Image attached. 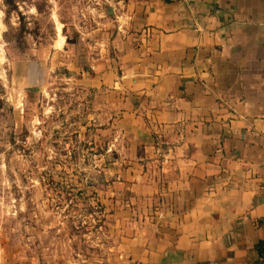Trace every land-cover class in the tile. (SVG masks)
<instances>
[{
  "label": "crops",
  "instance_id": "crops-1",
  "mask_svg": "<svg viewBox=\"0 0 264 264\" xmlns=\"http://www.w3.org/2000/svg\"><path fill=\"white\" fill-rule=\"evenodd\" d=\"M100 21L76 67L119 140L123 264H264V0H115Z\"/></svg>",
  "mask_w": 264,
  "mask_h": 264
},
{
  "label": "rangeland",
  "instance_id": "rangeland-1",
  "mask_svg": "<svg viewBox=\"0 0 264 264\" xmlns=\"http://www.w3.org/2000/svg\"><path fill=\"white\" fill-rule=\"evenodd\" d=\"M11 1L0 0V264H123L127 228L107 200L119 140L75 45L91 50L115 0Z\"/></svg>",
  "mask_w": 264,
  "mask_h": 264
},
{
  "label": "bare ground",
  "instance_id": "bare-ground-1",
  "mask_svg": "<svg viewBox=\"0 0 264 264\" xmlns=\"http://www.w3.org/2000/svg\"><path fill=\"white\" fill-rule=\"evenodd\" d=\"M57 30H58V36H59V40H58V43H57V46L58 48H63L64 45H65V41H66V37L61 34V30H62V23L58 22L57 23Z\"/></svg>",
  "mask_w": 264,
  "mask_h": 264
},
{
  "label": "trees",
  "instance_id": "trees-1",
  "mask_svg": "<svg viewBox=\"0 0 264 264\" xmlns=\"http://www.w3.org/2000/svg\"><path fill=\"white\" fill-rule=\"evenodd\" d=\"M7 2H12L11 0H7Z\"/></svg>",
  "mask_w": 264,
  "mask_h": 264
}]
</instances>
